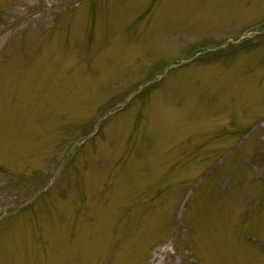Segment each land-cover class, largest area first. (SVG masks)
I'll list each match as a JSON object with an SVG mask.
<instances>
[{
	"label": "rangeland",
	"instance_id": "374dc122",
	"mask_svg": "<svg viewBox=\"0 0 264 264\" xmlns=\"http://www.w3.org/2000/svg\"><path fill=\"white\" fill-rule=\"evenodd\" d=\"M0 12V264H264V0Z\"/></svg>",
	"mask_w": 264,
	"mask_h": 264
}]
</instances>
